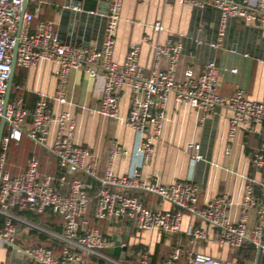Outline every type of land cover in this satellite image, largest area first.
Wrapping results in <instances>:
<instances>
[{"label":"built area","instance_id":"1","mask_svg":"<svg viewBox=\"0 0 264 264\" xmlns=\"http://www.w3.org/2000/svg\"><path fill=\"white\" fill-rule=\"evenodd\" d=\"M147 0H139L145 3ZM181 5H189L199 10L211 8L220 14L221 32L231 19L242 20L264 32V0H167ZM25 0H0V120H5V131L0 145V248H10L21 253L34 264H89L87 255L107 257L104 252L114 248V242L107 239L102 229L90 226L85 218L89 209L88 190L90 186L76 173L83 171L95 176L89 160L93 154L74 141L76 120L66 110L54 113L49 99L59 105L67 103L66 84L73 70H82L90 78L100 82L101 99L97 113L105 118L122 120L120 99L125 89L130 91L129 112L125 124L139 135L135 155L143 162L154 154V143L161 137L170 97L176 105H186L194 109L201 120L213 114L217 108H225L232 113L229 123V137L236 131L249 130L254 126L263 127V140L252 157V165L264 173V100L250 99L247 93L236 88L225 96L219 91L220 68L215 60L210 61L202 74L195 79L187 70L185 79L178 80L177 69L184 51L180 40L169 38L163 44H153V62L150 73L140 65V45H132L123 62L114 59L116 32L121 20L124 0H110L106 26L99 46L81 47L63 42L55 30L52 20H38L34 25L33 12L22 14ZM27 8L38 0H26ZM81 11L76 6H65ZM40 9V5L36 10ZM156 31L164 28L160 22L150 24ZM183 37V35H180ZM149 41V38H147ZM17 48L16 68L30 70L42 63L54 67L59 79L57 93L50 97L39 94L34 109L28 108L22 95L5 104L8 82L12 72L14 51ZM166 59L167 68L160 63ZM236 74L238 70H228ZM31 122L28 123V119ZM55 125V136L48 146L51 127ZM25 127H28L27 130ZM27 136L36 145L47 147L57 159L61 173L58 176H40L41 163L32 157L21 174H12L9 169L10 149ZM188 150H198L196 144H189ZM128 155L117 140H113L109 150V162L103 176L99 177L100 188L96 194L93 216L96 223L110 222L119 225L128 222L140 232H157L168 237L184 234L190 243L203 244L211 240L202 227L190 224L182 229L185 214L193 219L206 222L215 230L217 242L231 251L246 244L264 254V180L260 194L256 195L255 180H248L240 202V217L230 219V209L234 202L226 194L219 195L204 206L199 205V188L188 181L163 184L157 180L143 179L138 167L128 176H118L112 165L120 156ZM202 156L196 153L192 160L198 162ZM68 176H71L68 179ZM60 190L68 188L66 194ZM138 190L154 195L175 209L152 208L140 197L129 191ZM254 210L255 221L249 225V213ZM62 219V232L54 237L61 248L55 253L52 248L36 244L20 248L16 245L17 223L23 222L22 213L36 215L45 212ZM121 247H126L122 244ZM144 264L148 254H137ZM117 263V262H116ZM160 264H238L236 260H222L215 256L191 251L186 246L177 245Z\"/></svg>","mask_w":264,"mask_h":264},{"label":"crops","instance_id":"2","mask_svg":"<svg viewBox=\"0 0 264 264\" xmlns=\"http://www.w3.org/2000/svg\"><path fill=\"white\" fill-rule=\"evenodd\" d=\"M38 1L39 3L34 6L36 21L52 20L63 42L81 47L100 45L106 26V13L99 7L103 4L102 0H98L95 9L85 10L79 7L81 11L65 8L72 6V0ZM39 5L40 9L35 11ZM155 22H160L164 29L154 31L150 24ZM220 23L219 12L211 8L199 10L167 0H147L145 3L139 0H124L116 32L114 59L123 62L129 48L138 44L139 62L148 74L153 62L152 45L163 44L169 38H174L180 40L184 47L177 69L178 80L185 79L187 70H191L197 79L206 65L215 60L221 71L219 91L222 95L228 96L236 88H241L250 99L264 100V32L242 20L231 19L221 36ZM160 67L163 70L167 68L166 59H162ZM232 68H236L238 72L230 73L228 70ZM17 76L21 83L19 95L24 96L31 110L34 109L40 93L52 97L58 91L60 81L54 73V67L49 63H42L30 70L16 68L15 77ZM100 85V82L90 78L82 70H73L66 84L67 103L61 106L53 99H49L50 108L54 113L63 109L74 116L76 120L74 141L93 154L89 163L94 168L95 176L83 171L76 173L77 177L90 186L88 190L90 204L85 216L86 219L91 218L90 224L100 227L104 234L111 236V241L114 242V236L121 240L122 244L126 245V255L131 257L129 260L138 264H144L137 255L138 252L148 254L146 264H160L177 245L222 260H236L238 264H264V254L258 255V250L254 246L251 245L255 250L251 253L244 249L245 246L231 251L217 242L216 232L208 223L193 219L188 214L184 215L182 229L185 230L190 224L202 227L209 233L211 238L209 242L190 243L184 234L168 237L157 232H140L128 222L119 225L110 222L96 223L93 211L96 207V194L100 188L98 178L103 176L108 167L109 150L113 140H117L128 151V155L114 160L112 168L116 175L128 176L138 167L143 179L157 180L166 185L174 182H191L200 190V206H204L219 195L226 194L234 202L229 212L232 221H237L240 217V202L248 180H255L257 196L260 194L259 184L264 180V173L252 165V157L263 140V127L254 126L249 130L239 128L231 140L229 123L232 113L229 110L217 108L213 114L201 120L194 109L186 105H176L170 97L161 137L154 143V154L148 161L143 162L134 153L139 143V135L125 124L129 112L130 91L125 89L122 92L120 99L122 120L117 122L97 113L102 96ZM30 122L31 118L28 119V123ZM27 128L25 127L26 130ZM55 129L56 126L53 125L48 146L54 139ZM189 144H196L198 150H188ZM196 153L200 154L202 159L194 163L192 157ZM32 157H37L41 163V177L58 176L61 173L58 161L50 150L36 145L27 136H23L19 144L11 146L9 171L15 175L21 174ZM70 178L71 176H68V179ZM54 186L60 190L57 182ZM60 191L66 194L68 188ZM129 193L140 197L152 208L175 209L173 205L163 202L157 196L138 190H131ZM20 215L24 221L17 223L15 242L18 247L43 244L59 253L61 245L54 235L62 232L60 217L48 211L41 215L30 212ZM254 221L255 212L252 210L249 213V225ZM150 247H153V253L149 252ZM161 247L169 251L165 257L158 259V249ZM112 249L104 252L106 258L91 254L87 255L86 259L89 264H124L129 261L122 260L112 252ZM0 264L34 263L10 248H0Z\"/></svg>","mask_w":264,"mask_h":264},{"label":"water","instance_id":"3","mask_svg":"<svg viewBox=\"0 0 264 264\" xmlns=\"http://www.w3.org/2000/svg\"><path fill=\"white\" fill-rule=\"evenodd\" d=\"M103 4L99 5L100 8H103L104 13H107L108 9H109V5H110V0H102ZM98 0H72L71 1V5L72 6H78V7H83L85 10H89V9H95V7H97L98 5ZM27 10V3L26 0L24 2V6H23V10H22V14H24ZM16 57H17V48L14 51V58H13V64H12V72H11V76L8 82V91L6 94V98H5V104H8L10 99H11V94H12V88H13V83H14V77H15V71H16ZM5 120L2 118L0 120V145H1V140L3 138L4 135V131H5ZM114 239V248L112 249V252L118 256L121 257L122 260L126 259V247H121L122 245V241L117 239L116 236L113 237ZM258 255H260V252L258 251Z\"/></svg>","mask_w":264,"mask_h":264},{"label":"trees","instance_id":"4","mask_svg":"<svg viewBox=\"0 0 264 264\" xmlns=\"http://www.w3.org/2000/svg\"><path fill=\"white\" fill-rule=\"evenodd\" d=\"M34 4H31V5H29L28 6V11H30V12H33L34 13ZM34 16H35V20H34V23L36 22V15H35V13H34ZM21 86V83H20V80H19V78H18V76L17 77H15V81H14V84H13V90H12V94H11V100H14L17 96H19V91H20V87ZM94 217V216H93ZM91 219V218H90ZM90 219H88V220H90ZM90 226H92L91 224H90ZM105 236H106V238L107 239H109V240H111L112 238H111V236H108V235H106V234H104ZM245 246V248L244 249H246V251H248L249 253H251V252H253V251H255L253 248H252V246L251 245H249V244H246V245H244ZM131 257L130 256H128V255H126V259L125 260H129ZM153 263H155V259L153 260Z\"/></svg>","mask_w":264,"mask_h":264},{"label":"rangeland","instance_id":"5","mask_svg":"<svg viewBox=\"0 0 264 264\" xmlns=\"http://www.w3.org/2000/svg\"><path fill=\"white\" fill-rule=\"evenodd\" d=\"M168 251L169 250L166 249L165 247H161V249L159 248L158 249V259H161V258L165 257L168 254ZM149 252H152V253L154 252L153 247H150V251ZM124 264H138V262L133 261V260H129V261H127Z\"/></svg>","mask_w":264,"mask_h":264}]
</instances>
